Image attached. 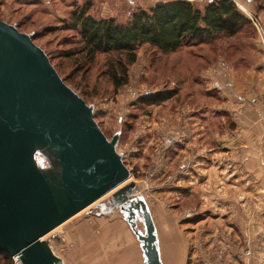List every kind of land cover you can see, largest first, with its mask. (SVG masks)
Instances as JSON below:
<instances>
[{"label": "rangeland", "instance_id": "1", "mask_svg": "<svg viewBox=\"0 0 264 264\" xmlns=\"http://www.w3.org/2000/svg\"><path fill=\"white\" fill-rule=\"evenodd\" d=\"M168 1L0 0V19L44 48L65 83L94 106L109 139L120 133L126 183L135 182L149 204L166 264H264V203L233 170L228 151L244 145L241 126L249 121V131H264V0H232L249 20L236 35L169 52L143 44L133 63L116 52L77 59V34L66 29L74 10L87 5L97 19L126 23ZM188 1L203 9L212 0ZM120 64L128 81L115 88L110 74ZM111 194L44 237L64 264H144L120 210L97 206Z\"/></svg>", "mask_w": 264, "mask_h": 264}, {"label": "water", "instance_id": "2", "mask_svg": "<svg viewBox=\"0 0 264 264\" xmlns=\"http://www.w3.org/2000/svg\"><path fill=\"white\" fill-rule=\"evenodd\" d=\"M119 137L106 136L30 33L0 19V252L64 264L44 237L112 192L97 206L120 210L145 264H164L149 204L126 183Z\"/></svg>", "mask_w": 264, "mask_h": 264}, {"label": "trees", "instance_id": "3", "mask_svg": "<svg viewBox=\"0 0 264 264\" xmlns=\"http://www.w3.org/2000/svg\"><path fill=\"white\" fill-rule=\"evenodd\" d=\"M88 8L89 5L74 10L72 23L66 29L77 34L73 43L79 47L77 59L89 62L99 52H116L126 54L127 62L133 63L137 58L136 48L143 44L164 52L175 51L183 45L202 42L214 34L236 35L249 24L232 0H212L203 9L188 0L158 3L148 10L135 12L126 23H119L114 18L97 19L88 13ZM67 54V59L73 55L71 51ZM126 69L125 64H120V68L111 71L115 88L128 81ZM162 99L155 98V101ZM0 264H13L11 256L0 252Z\"/></svg>", "mask_w": 264, "mask_h": 264}, {"label": "crops", "instance_id": "4", "mask_svg": "<svg viewBox=\"0 0 264 264\" xmlns=\"http://www.w3.org/2000/svg\"><path fill=\"white\" fill-rule=\"evenodd\" d=\"M249 124H250V121L248 122V125L241 126L245 131H243V134L239 136L240 137L239 139H241L244 145L238 146V148H236L237 143L235 142L232 149L228 148V151L231 153L230 154L231 160H233V163H232L233 164L232 168L234 167L233 170L242 172V176L244 177L243 183L253 186V188L255 189L254 192L256 190L258 191V193H256L255 195L257 201L264 203V147H263L264 146V131H261V130L249 131L248 130ZM252 138L254 139L257 138L260 141L261 143L260 145L261 147H259L260 149H257L256 146H254L257 142H254ZM252 181H255V182L251 183ZM262 222H263L262 223V226H263L264 218ZM261 231L264 234V226L262 228H259V232ZM159 238H160V233H159ZM159 246L161 250V257L163 260V254H162V248H161V238L159 240ZM262 251L264 252V246H263ZM142 259H143V252H142ZM163 262L164 264H166L164 260Z\"/></svg>", "mask_w": 264, "mask_h": 264}, {"label": "built area", "instance_id": "5", "mask_svg": "<svg viewBox=\"0 0 264 264\" xmlns=\"http://www.w3.org/2000/svg\"><path fill=\"white\" fill-rule=\"evenodd\" d=\"M14 264H21V256L19 254L11 256Z\"/></svg>", "mask_w": 264, "mask_h": 264}, {"label": "flooded vegetation", "instance_id": "6", "mask_svg": "<svg viewBox=\"0 0 264 264\" xmlns=\"http://www.w3.org/2000/svg\"><path fill=\"white\" fill-rule=\"evenodd\" d=\"M110 204H106L105 206H104V208H106V209H108V208H110Z\"/></svg>", "mask_w": 264, "mask_h": 264}]
</instances>
